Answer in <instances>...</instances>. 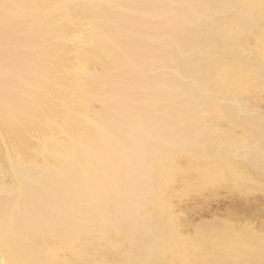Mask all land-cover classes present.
I'll return each mask as SVG.
<instances>
[{
	"label": "bare ground",
	"instance_id": "bare-ground-1",
	"mask_svg": "<svg viewBox=\"0 0 264 264\" xmlns=\"http://www.w3.org/2000/svg\"><path fill=\"white\" fill-rule=\"evenodd\" d=\"M262 260L264 0H0V264Z\"/></svg>",
	"mask_w": 264,
	"mask_h": 264
},
{
	"label": "rangeland",
	"instance_id": "rangeland-1",
	"mask_svg": "<svg viewBox=\"0 0 264 264\" xmlns=\"http://www.w3.org/2000/svg\"><path fill=\"white\" fill-rule=\"evenodd\" d=\"M222 201H216V202H214V204H213V210H220V211H222L223 209H224V207H225V203L223 202V204L221 203ZM218 204V205H217ZM222 207V208H221Z\"/></svg>",
	"mask_w": 264,
	"mask_h": 264
},
{
	"label": "snow or ice",
	"instance_id": "snow-or-ice-1",
	"mask_svg": "<svg viewBox=\"0 0 264 264\" xmlns=\"http://www.w3.org/2000/svg\"><path fill=\"white\" fill-rule=\"evenodd\" d=\"M2 7L4 8V10H5V14L7 15V11H8V9H10V8H12V7H14L13 5H8V4H4V5H2ZM260 264H264V260H262L261 262H260Z\"/></svg>",
	"mask_w": 264,
	"mask_h": 264
}]
</instances>
